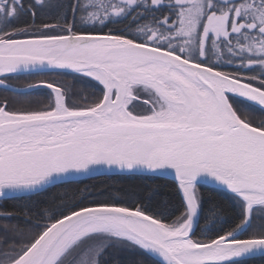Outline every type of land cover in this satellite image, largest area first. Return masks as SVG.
Instances as JSON below:
<instances>
[{
	"label": "snow or ice",
	"instance_id": "6c2138e0",
	"mask_svg": "<svg viewBox=\"0 0 264 264\" xmlns=\"http://www.w3.org/2000/svg\"><path fill=\"white\" fill-rule=\"evenodd\" d=\"M21 73L61 79L27 86L42 106L0 98V198L25 201L0 209V264L264 256V0H0V88ZM110 173L174 198H41Z\"/></svg>",
	"mask_w": 264,
	"mask_h": 264
},
{
	"label": "trees",
	"instance_id": "16d2710c",
	"mask_svg": "<svg viewBox=\"0 0 264 264\" xmlns=\"http://www.w3.org/2000/svg\"><path fill=\"white\" fill-rule=\"evenodd\" d=\"M41 79H61V77L53 74V73H27V74H18L12 77L9 81L10 84L16 87H26L29 84H34ZM65 83L70 84L74 87V89H79L80 85L73 81L71 77H62ZM47 89H41L40 91H32V92H19L14 93L10 90H5L4 88H0V98L7 97L9 101L12 102V106H42L47 102ZM171 179H156V178H148V177H133V176H125L120 174H112V175H101L88 177L85 179H79L74 183L68 185H61L51 188L47 193L44 194L43 198H47L48 196L56 195L63 193L65 191H72L77 188H83L87 186L89 189L93 191L103 190L105 192V196L100 197L101 199L107 198L108 195L113 197H120L126 193H131L134 191L141 190L145 185L159 184L161 185V195H167L169 197L174 198V193L171 188ZM204 195L207 198L208 196H212L213 199L220 200L223 202V197L217 195L215 190L211 186H204ZM25 201L14 198H4L0 199V209H12L20 207ZM227 206V205H226ZM0 223H3L0 220ZM131 259H135L134 257H130ZM240 264H264V256H254L250 258H245L240 261Z\"/></svg>",
	"mask_w": 264,
	"mask_h": 264
},
{
	"label": "water",
	"instance_id": "95a60500",
	"mask_svg": "<svg viewBox=\"0 0 264 264\" xmlns=\"http://www.w3.org/2000/svg\"><path fill=\"white\" fill-rule=\"evenodd\" d=\"M21 74H27V73H21ZM12 86L15 87V88L21 89L22 90L21 92H26L27 91V86L26 87H16L14 85H12ZM112 174H118V173H110V174H103V175H112ZM94 176H101V175H92V176H87V177H81L80 179H85V178L94 177ZM169 179H171V178H169ZM0 199H4V198H0Z\"/></svg>",
	"mask_w": 264,
	"mask_h": 264
}]
</instances>
